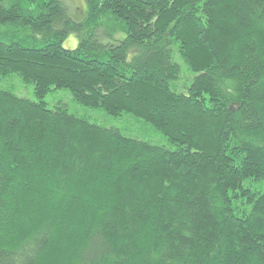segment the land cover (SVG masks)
<instances>
[{
	"label": "trees",
	"instance_id": "obj_1",
	"mask_svg": "<svg viewBox=\"0 0 264 264\" xmlns=\"http://www.w3.org/2000/svg\"><path fill=\"white\" fill-rule=\"evenodd\" d=\"M85 3L0 0V264H264V0Z\"/></svg>",
	"mask_w": 264,
	"mask_h": 264
},
{
	"label": "rangeland",
	"instance_id": "obj_2",
	"mask_svg": "<svg viewBox=\"0 0 264 264\" xmlns=\"http://www.w3.org/2000/svg\"><path fill=\"white\" fill-rule=\"evenodd\" d=\"M61 2L66 7L68 14L73 21L80 22L85 18L86 15L85 0H61ZM63 46L66 49H74L77 46L76 36L74 34H69L64 39ZM6 81L14 86V92L16 93L17 96L25 97L29 99L34 98L32 85L23 84L16 76L9 77ZM68 97H69L68 90H57L55 92L48 93L43 98V100L44 102H46L48 106H52L53 104L60 101L61 103L67 105L68 108H70V110L72 111L75 110L80 115L88 116L92 122L100 125H110L116 122V119H111L106 117L101 109H90V108H81V107H77L76 109H74ZM259 183L256 182L255 184L259 185Z\"/></svg>",
	"mask_w": 264,
	"mask_h": 264
}]
</instances>
